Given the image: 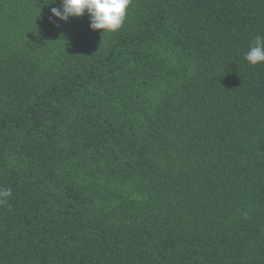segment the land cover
<instances>
[{
  "label": "trees",
  "instance_id": "obj_1",
  "mask_svg": "<svg viewBox=\"0 0 264 264\" xmlns=\"http://www.w3.org/2000/svg\"><path fill=\"white\" fill-rule=\"evenodd\" d=\"M46 2L0 0V264H264V0Z\"/></svg>",
  "mask_w": 264,
  "mask_h": 264
},
{
  "label": "clouds",
  "instance_id": "obj_2",
  "mask_svg": "<svg viewBox=\"0 0 264 264\" xmlns=\"http://www.w3.org/2000/svg\"><path fill=\"white\" fill-rule=\"evenodd\" d=\"M56 3L47 0L46 3ZM131 0H60V7H52L51 13L60 20L80 17L87 12L90 29L115 32L120 29L126 18V10ZM51 19V18H50ZM244 59L251 65L264 63V36L257 35L244 53ZM11 195L10 188L0 189V203H6Z\"/></svg>",
  "mask_w": 264,
  "mask_h": 264
}]
</instances>
